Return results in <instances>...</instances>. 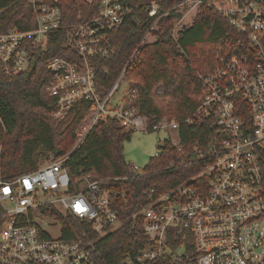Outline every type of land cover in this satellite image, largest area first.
Returning <instances> with one entry per match:
<instances>
[{
  "label": "built area",
  "instance_id": "obj_1",
  "mask_svg": "<svg viewBox=\"0 0 264 264\" xmlns=\"http://www.w3.org/2000/svg\"><path fill=\"white\" fill-rule=\"evenodd\" d=\"M29 1L36 28L13 27L0 33V64L7 75L28 69L32 50L45 48L49 33L61 27L59 0ZM86 1L99 2L97 13L67 35L78 59L56 56L47 63L51 72L47 92L56 119H66L76 103L91 104L76 129L74 149L98 120L108 118L128 130L164 131L179 145L177 120L148 122L127 99L130 86L127 95L116 97L124 72L104 97L99 93L92 57L116 51L111 32L126 21L131 9L121 0ZM204 2L184 0L178 6L183 11L189 7L192 13ZM209 4L241 33L239 45L246 40L249 48L201 75L205 92L197 113L214 118L217 139L201 155L206 163L192 179L196 183L163 193L156 188L145 191L148 202L140 215L150 242L124 264H148L172 253L175 236L183 240L177 255L185 251L188 238L194 240L198 264H264V0ZM159 10L153 2L149 13L156 19L142 43L168 14L159 15ZM132 94L135 97L136 90ZM173 132L177 141L170 135ZM67 156L12 178L0 177V264H100L96 243L121 226V204L128 197L119 189L104 188L91 173L73 174L65 165ZM132 167L143 174L144 169Z\"/></svg>",
  "mask_w": 264,
  "mask_h": 264
},
{
  "label": "trees",
  "instance_id": "obj_2",
  "mask_svg": "<svg viewBox=\"0 0 264 264\" xmlns=\"http://www.w3.org/2000/svg\"><path fill=\"white\" fill-rule=\"evenodd\" d=\"M121 1L131 13L111 32L116 51L108 57H92L97 89L104 97L124 72L123 78L131 81L127 99L148 122L167 118L180 124L179 145L164 139L159 146L160 155L151 157L143 174H136L125 158L124 144L134 130L121 127L114 118L100 119L74 149L76 129L91 104L76 103L66 119L58 120L47 92L51 78L48 61L56 56L78 59L67 35L76 24L94 17L98 1L59 0L61 27L49 33L45 48L32 50L28 69L7 75L0 64V177L12 178L68 155L65 165L73 174L91 173L104 188L126 193L128 202L122 203L120 209L121 226L96 243L100 264H124V260L135 257L149 245L140 215L148 202L146 190L156 188L163 193L184 183H196L192 179L206 163L201 155L217 139L214 118L197 113L205 92L201 75L221 66L224 58L240 56L249 48L246 40L239 45L241 33L206 1L184 18L185 11L178 6L184 0ZM153 2L159 4V15L166 11L168 14L142 43L156 19L149 13ZM35 16L29 0H0V33L13 27L33 30ZM242 115L249 118L248 113ZM190 118L192 122L187 120ZM182 241L175 236L170 242L172 253L148 264H198L192 238L186 240L185 251L176 254Z\"/></svg>",
  "mask_w": 264,
  "mask_h": 264
},
{
  "label": "rangeland",
  "instance_id": "obj_3",
  "mask_svg": "<svg viewBox=\"0 0 264 264\" xmlns=\"http://www.w3.org/2000/svg\"><path fill=\"white\" fill-rule=\"evenodd\" d=\"M205 1L206 3L209 4L213 0H205ZM189 10L190 8L186 7L184 13L186 15H189L191 13V12L188 13ZM182 20L180 21V23H182ZM130 85H131V81L127 79H123L120 85V89L116 94V97L127 95ZM170 135H172L174 141L178 140L176 132H173L172 134L170 133ZM166 137H168V134L164 131H151L147 133L141 131H134L132 133L131 139L125 141L124 144V153L126 160L143 169L148 164L151 157L159 153L160 151L159 146ZM53 231L57 233L56 230Z\"/></svg>",
  "mask_w": 264,
  "mask_h": 264
}]
</instances>
